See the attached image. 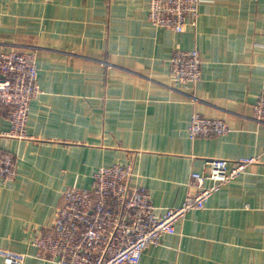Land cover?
I'll use <instances>...</instances> for the list:
<instances>
[{
  "label": "crops",
  "instance_id": "crops-1",
  "mask_svg": "<svg viewBox=\"0 0 264 264\" xmlns=\"http://www.w3.org/2000/svg\"><path fill=\"white\" fill-rule=\"evenodd\" d=\"M149 0H0V50H33L43 90L31 102L29 139L7 135L16 160L0 180V264H53L32 238L49 230L64 192L90 188L102 165L130 163L157 212L180 205L208 158L256 157L192 210L139 264H264V123L252 118L264 88V0H202L197 27H155ZM200 51L202 79L176 86L175 49ZM224 120L221 135L190 138L192 114Z\"/></svg>",
  "mask_w": 264,
  "mask_h": 264
},
{
  "label": "built area",
  "instance_id": "built-area-1",
  "mask_svg": "<svg viewBox=\"0 0 264 264\" xmlns=\"http://www.w3.org/2000/svg\"><path fill=\"white\" fill-rule=\"evenodd\" d=\"M202 0H149L148 20L155 27L183 32L197 27ZM33 50H0V107L9 109L7 135L29 139L27 121L31 102L43 93ZM170 76L176 86L196 85L202 79V58L197 48L175 49L170 58ZM252 118L264 123V88L257 95ZM230 130L221 119L192 114L190 138L225 134ZM256 157L234 160L215 157L202 171L191 174V189L183 202L159 213L151 194L136 183L130 163L102 165L93 172L90 188L76 180L64 192L53 225L32 238L37 255L53 264H139L144 251L157 246L166 234L192 210L204 209L209 198L247 171ZM17 175L15 158L0 150V180L12 183ZM20 255H6L4 264H23Z\"/></svg>",
  "mask_w": 264,
  "mask_h": 264
}]
</instances>
